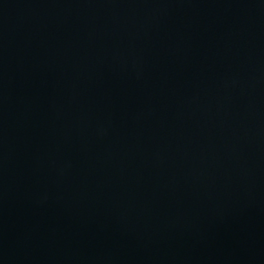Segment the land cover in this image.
<instances>
[{
	"label": "water",
	"instance_id": "1",
	"mask_svg": "<svg viewBox=\"0 0 264 264\" xmlns=\"http://www.w3.org/2000/svg\"><path fill=\"white\" fill-rule=\"evenodd\" d=\"M0 264H264V0H0Z\"/></svg>",
	"mask_w": 264,
	"mask_h": 264
}]
</instances>
